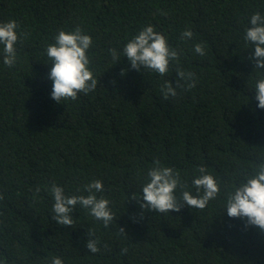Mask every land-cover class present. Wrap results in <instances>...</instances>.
Returning <instances> with one entry per match:
<instances>
[{"label": "trees", "instance_id": "16d2710c", "mask_svg": "<svg viewBox=\"0 0 264 264\" xmlns=\"http://www.w3.org/2000/svg\"><path fill=\"white\" fill-rule=\"evenodd\" d=\"M257 11L264 14V0H0V22L15 19L28 33L17 63L0 62V262L264 264V231L224 211L234 185L264 161V109L244 40ZM148 24L180 53L163 76L110 55ZM78 26L93 37L97 86L57 102L45 49L61 29ZM186 29L191 40L181 37ZM194 43L205 56L194 54ZM177 68L196 73V86L165 99L162 87L176 82ZM157 160L189 188L204 167L220 193L203 209L142 208L141 186ZM95 179L112 221L105 226L78 206L72 225L57 224L48 187L81 194ZM89 238L98 252L87 249Z\"/></svg>", "mask_w": 264, "mask_h": 264}, {"label": "clouds", "instance_id": "9594fccd", "mask_svg": "<svg viewBox=\"0 0 264 264\" xmlns=\"http://www.w3.org/2000/svg\"><path fill=\"white\" fill-rule=\"evenodd\" d=\"M27 36L28 33L20 30V25L15 19L0 22V62L3 65L12 67L17 63V44ZM181 37L191 40L193 32L186 29L182 31ZM244 40L252 45L250 50L258 77L253 89L258 101L257 107L264 109V14L257 11L251 15L244 30ZM92 46L93 37L79 26L75 29H61L55 34L54 42L48 44L45 49L51 64L48 78L52 81V99L61 102L62 99H75L81 92L87 94L95 90L97 79L90 67L89 55ZM109 51L116 63L126 57L133 69L144 68L161 76L169 71L171 63L178 61L180 56L168 38L152 24L143 26L126 40L122 48H112ZM193 52L201 57L205 56L204 44L194 43ZM176 75L175 83L165 82L162 87L165 99L177 97L179 89H191L196 86V73L177 68ZM198 171L199 174L191 180L192 188L195 189L193 192L178 171L162 165L157 160L148 169L137 200L142 208L160 213L178 211L183 205L191 209H203L220 193V183L204 167H200ZM39 191L37 188L36 192ZM104 191V184L100 179L90 181L84 186L81 194L73 195L66 194L62 185L53 183L48 187L53 201L52 218L59 225H72V213L79 206L107 226L114 213L109 199L103 195ZM224 211L229 217H246L248 224L264 231V161L260 162L251 174L245 173L244 178L234 185L228 194ZM88 235L93 236L92 233ZM86 247L92 253L98 252V240L89 238ZM49 264H64V260L60 256H54L50 258Z\"/></svg>", "mask_w": 264, "mask_h": 264}]
</instances>
